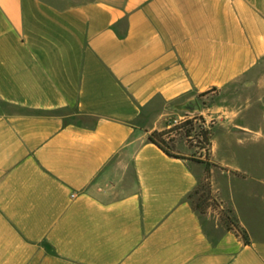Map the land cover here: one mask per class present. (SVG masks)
I'll use <instances>...</instances> for the list:
<instances>
[{
	"label": "crops",
	"instance_id": "crops-1",
	"mask_svg": "<svg viewBox=\"0 0 264 264\" xmlns=\"http://www.w3.org/2000/svg\"><path fill=\"white\" fill-rule=\"evenodd\" d=\"M194 96L247 240L149 138ZM263 142L264 0H0V264H264Z\"/></svg>",
	"mask_w": 264,
	"mask_h": 264
},
{
	"label": "rangeland",
	"instance_id": "rangeland-1",
	"mask_svg": "<svg viewBox=\"0 0 264 264\" xmlns=\"http://www.w3.org/2000/svg\"><path fill=\"white\" fill-rule=\"evenodd\" d=\"M62 2L67 3L69 0H62ZM185 115L183 113L180 116ZM179 117V116H178ZM176 117V118H178ZM190 119H193L194 128L190 136L181 135L180 133L174 132L173 138L174 141H168V147L169 150L175 154H178L182 156L181 149H179V145L181 146L183 144L186 145L189 148V155L184 156L185 158H188L196 163H202L206 165V172L203 176V178L200 180L199 183L201 184H207L209 189L207 188L206 192L208 195V190L210 191L209 196L210 199L207 201L206 204V211L204 213L200 212V208H195V203L197 201V197L193 196L190 198L191 202L193 203L194 208L199 212L201 217L203 218L205 222V228H210V224H220L221 226L225 228H231L233 231H237L236 227L240 226L239 220L235 214V211L232 206H230L227 203H223L219 201V199L215 196V194L212 191V184H211V166H218L214 162L210 161L212 156V148H213V141H212V121H207L204 117V115L197 113L195 115H189ZM185 130V129H183ZM182 130V131H183ZM201 130H208L209 132V141L205 142L202 135L200 134ZM240 129L233 130L238 131ZM231 140L233 141L235 145V151L231 154L224 151L225 144L227 141H225V137L222 131L215 133L213 140L214 144L217 148V153L220 157H233V160H236L237 164L243 165L244 164V144L238 142V137L236 135H231ZM264 143V142H263ZM262 150L264 151V145L262 144ZM260 147V148H261ZM259 148V147H258ZM251 149H256L255 147H252ZM183 152H185L183 150ZM262 160H264V155L262 156ZM235 162V163H236ZM238 232V231H237ZM241 234V232H240ZM242 235V234H241Z\"/></svg>",
	"mask_w": 264,
	"mask_h": 264
},
{
	"label": "trees",
	"instance_id": "trees-1",
	"mask_svg": "<svg viewBox=\"0 0 264 264\" xmlns=\"http://www.w3.org/2000/svg\"><path fill=\"white\" fill-rule=\"evenodd\" d=\"M193 128H194L193 119L189 118L180 126H171L169 128H166L160 131H157V130L153 131L150 134L149 138L151 141H153L154 143L159 145L163 150H165V152H167L169 155L176 156V157H183L169 150L168 141H174V138H173L174 132L180 133L181 135L190 136L193 131ZM200 134L202 135L205 142L209 141L208 130H201ZM208 187L209 186L207 184L198 183L196 188L189 194V199L192 198L193 196L198 195L197 201L195 203V208L196 209L200 208L199 210L201 213H204L206 211V204H207V201L210 199V196H209L210 191L208 190V195L206 192L207 191L206 189ZM228 229L231 230L230 227ZM236 230L238 231V232L236 231L238 234H240L241 232L244 239L247 240L245 231L240 226L239 228L237 226Z\"/></svg>",
	"mask_w": 264,
	"mask_h": 264
},
{
	"label": "water",
	"instance_id": "water-1",
	"mask_svg": "<svg viewBox=\"0 0 264 264\" xmlns=\"http://www.w3.org/2000/svg\"><path fill=\"white\" fill-rule=\"evenodd\" d=\"M175 111L185 113L187 115H195L201 112V104L197 97H188L171 106Z\"/></svg>",
	"mask_w": 264,
	"mask_h": 264
},
{
	"label": "built area",
	"instance_id": "built-area-1",
	"mask_svg": "<svg viewBox=\"0 0 264 264\" xmlns=\"http://www.w3.org/2000/svg\"><path fill=\"white\" fill-rule=\"evenodd\" d=\"M188 117H189V115L185 114V115L180 116V117H178V118H173V119H171L169 125H170V127H171V126H180V125H182L187 119H189Z\"/></svg>",
	"mask_w": 264,
	"mask_h": 264
}]
</instances>
